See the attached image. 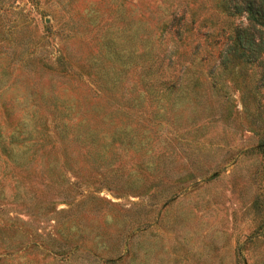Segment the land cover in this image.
I'll use <instances>...</instances> for the list:
<instances>
[{"label": "rangeland", "instance_id": "374dc122", "mask_svg": "<svg viewBox=\"0 0 264 264\" xmlns=\"http://www.w3.org/2000/svg\"><path fill=\"white\" fill-rule=\"evenodd\" d=\"M248 26L229 0H0V264H264Z\"/></svg>", "mask_w": 264, "mask_h": 264}, {"label": "trees", "instance_id": "16d2710c", "mask_svg": "<svg viewBox=\"0 0 264 264\" xmlns=\"http://www.w3.org/2000/svg\"><path fill=\"white\" fill-rule=\"evenodd\" d=\"M229 7L232 13L245 12L250 24L236 30V42L233 44L235 56H244L247 61L258 58L264 52V0H229ZM226 58L222 54V60L226 61Z\"/></svg>", "mask_w": 264, "mask_h": 264}]
</instances>
